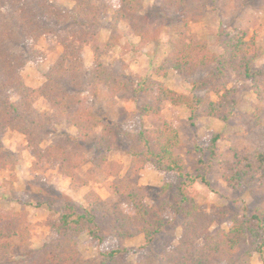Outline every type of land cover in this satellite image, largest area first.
<instances>
[{"label":"trees","instance_id":"1","mask_svg":"<svg viewBox=\"0 0 264 264\" xmlns=\"http://www.w3.org/2000/svg\"><path fill=\"white\" fill-rule=\"evenodd\" d=\"M70 1L74 6L69 12L50 0H0V171L13 169L19 163L18 157L1 143L5 134L16 132L26 138L28 149L39 163L59 160L60 172L70 180V190L78 193L89 185L79 169L87 161L86 147L92 145L102 151L92 163L101 174L115 178L112 188L121 203L111 206L94 191L85 194L82 205L67 202L59 216L47 223L52 234L50 242L24 252L19 259L11 256L17 246L30 244L32 224L26 214L0 213V263L250 264L253 254L264 253V208L250 211L245 205L238 213L230 209L221 211L220 217L226 218L229 227L213 234L212 226L221 219L198 204L196 190L198 181L206 186L210 182L203 175L186 171V164L178 154L182 143L179 133L168 124L161 128L143 126L139 132H132L122 124L100 117L85 99L74 93L85 87L91 97H97L100 88L105 87L107 102L115 104L119 94L129 93L139 98L152 92L157 82L131 78L126 73L128 65L122 59L110 65L102 61L113 48L114 38H110L104 50L94 48V67L86 71L83 51L98 38L101 13L95 0ZM147 1L150 0H118V5H113L103 0V4L113 10L114 30L125 23L146 44L153 37L148 28L152 22L142 14ZM159 1L162 13L168 18V29L180 41L154 69V74L166 77L171 70L184 76L207 72L203 80L193 83L192 91L212 90L220 98L215 103L199 96H183L158 84L155 98L140 107L143 117L159 115L163 106L171 102L190 109L192 126L200 115L226 121L238 94V88L228 89L234 78L250 82L258 101L264 102V72L254 68L258 48L254 39L246 40V31L233 34L221 30L218 35L221 54L212 53L205 44L194 43L187 36L189 25L200 22L217 0ZM68 21L72 22L68 34L57 36L62 53L47 70L46 81L38 89L27 86L22 75L26 62L16 50L18 45L53 35ZM35 94L50 106V113L35 110ZM63 123L73 127L76 136L43 146L48 129ZM99 127L101 131L94 137ZM220 139L219 134H214L208 145L198 147L203 154H208L213 168L206 166L207 170H218L233 189L249 190L253 194L264 192V149L243 150L235 153L232 160L218 163ZM122 151L130 157L128 168L109 156ZM147 165L178 175L176 183L163 184L159 200L153 206L145 203L146 189L131 181ZM175 225L182 227V233L173 250L149 252L136 263L128 260V251L123 246L125 240L143 234V249L148 252L157 237L168 226ZM83 234L97 242L98 259L83 256L78 243ZM111 240L115 246L106 248Z\"/></svg>","mask_w":264,"mask_h":264},{"label":"rangeland","instance_id":"2","mask_svg":"<svg viewBox=\"0 0 264 264\" xmlns=\"http://www.w3.org/2000/svg\"><path fill=\"white\" fill-rule=\"evenodd\" d=\"M61 9L71 11L74 3L70 0H50ZM113 1V2H112ZM109 0L118 5V0ZM101 13V26L96 41L89 43L83 51V60L86 71H90L95 64L94 48H106L110 38H114V46L102 61L106 65L117 59H122L127 65V74L135 79H145L157 82L152 92L139 98L129 93L119 94L116 103H108L105 97V87H101L97 97H91L85 87L76 90L77 96L85 99L96 114L108 122L124 125L132 132H139L142 127L161 128L168 124L174 128L181 138V147L178 154L186 164V171L192 175H203L210 182V186L198 181L196 185L197 202L221 222L215 223L211 232L216 234L219 230H227L229 225L226 218L220 217V212L230 209L234 213L241 212L248 206L250 211L264 208V192L251 193L249 190L231 188L218 170H207L208 154H203L198 147L208 145L214 134H219L218 163L232 160L235 153L243 150L264 149V102L258 101L254 88L250 82L234 80L229 83L228 89H237L235 105L226 121L200 115L195 120V126L190 122L191 111L186 105L166 103L159 115L143 117L140 107L149 103L158 94V84L164 85L177 94L183 96H199L211 102H219L212 90L193 93V83L201 81L207 72L197 71L192 76H184L175 71H169L166 77L154 74L162 61L172 52L174 45L180 38L167 27L168 18L162 13L161 2L150 0L145 2L142 14L152 23L148 28L152 33L146 44L132 34L130 27L122 23L116 30L112 27V9H107L103 0H95ZM72 22L68 21L53 35L40 38L37 42L27 41L18 45L17 51L24 56L26 66L22 72L27 86L38 89L45 81V74L49 67L56 62L62 53V47L57 40L58 34L67 35ZM221 30L237 34L246 31L247 41L254 39L258 48V58L254 68L264 72V0H217L214 8L209 9L198 23H191L187 36L194 43L205 44L214 54H221L218 35ZM154 38V39H153ZM34 108L38 113H50L51 108L38 94L33 97ZM101 131L97 128L94 137ZM76 136V130L67 123L52 126L46 132L43 146L52 142ZM1 143L7 150L13 152L19 159L18 165L9 170L0 171V213L26 214L32 224V239L29 245L17 246L11 259H19L23 253L36 250L50 242L52 234L47 223L56 219L67 202L84 204V196L89 191L96 192L106 203L113 206L121 203L112 184L113 177L101 174L93 165L96 155L102 154L92 145L86 147L87 161L79 173L89 185L80 192L70 190V180L60 172V161L57 159L49 163H39L35 160L26 138L16 132H8L1 138ZM127 145V143H126ZM125 145V146H126ZM110 158L125 168H128L130 157L124 152H112ZM218 168V166H217ZM178 175L158 171L154 166L147 165L140 175L131 179L136 186L146 189L145 203L155 205L159 200L160 189L164 183H176ZM130 212V209L126 208ZM182 233L180 225L168 226L156 239L150 251L144 250L145 239L143 234L124 241V248L128 251V260L136 263L141 256L173 250ZM113 240L106 243L115 246ZM79 249L86 259H98L100 248L93 239L83 234L78 238ZM200 243V242H199ZM104 246V249H106ZM103 250V246L101 248ZM264 253L253 254L250 264H263ZM0 264H8V261Z\"/></svg>","mask_w":264,"mask_h":264}]
</instances>
